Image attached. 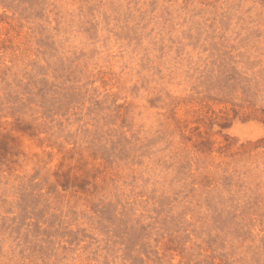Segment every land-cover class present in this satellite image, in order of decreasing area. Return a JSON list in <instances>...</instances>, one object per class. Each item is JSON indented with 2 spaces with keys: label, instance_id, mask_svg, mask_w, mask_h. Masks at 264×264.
Wrapping results in <instances>:
<instances>
[{
  "label": "rangeland",
  "instance_id": "374dc122",
  "mask_svg": "<svg viewBox=\"0 0 264 264\" xmlns=\"http://www.w3.org/2000/svg\"><path fill=\"white\" fill-rule=\"evenodd\" d=\"M0 264H264V0H0Z\"/></svg>",
  "mask_w": 264,
  "mask_h": 264
}]
</instances>
